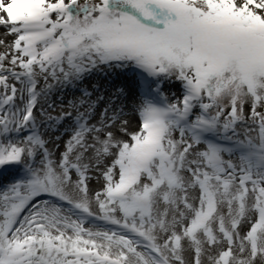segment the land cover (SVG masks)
<instances>
[{
    "label": "snow or ice",
    "instance_id": "6c2138e0",
    "mask_svg": "<svg viewBox=\"0 0 264 264\" xmlns=\"http://www.w3.org/2000/svg\"><path fill=\"white\" fill-rule=\"evenodd\" d=\"M0 12L15 35L0 86L7 93L10 75L28 97L7 111L18 90L0 95V168L26 169L0 192V264H186V250L193 264H264V0H0ZM100 65L146 74L139 129L123 120L120 139L119 117L89 126L80 113L56 162L36 131L37 77L70 84ZM162 80L178 81L182 98L169 102ZM249 101L258 134L241 140ZM27 127L25 139H3ZM106 157L104 189L90 198L87 173ZM89 218L122 231L86 227Z\"/></svg>",
    "mask_w": 264,
    "mask_h": 264
},
{
    "label": "bare ground",
    "instance_id": "6f19581e",
    "mask_svg": "<svg viewBox=\"0 0 264 264\" xmlns=\"http://www.w3.org/2000/svg\"><path fill=\"white\" fill-rule=\"evenodd\" d=\"M8 0H5V3H7ZM0 15L5 16L6 14L3 12H0ZM8 26L6 25H0V29L1 31H3L1 34L3 35V37L6 39V42H12L15 39V35H8L7 29ZM5 66H7V64H5ZM107 66L106 65H100L97 69H95L93 74H89L86 73L84 75V77L80 80H74L72 83H61L56 81H51L49 84L47 85H51V88L49 89L47 87V85H41L38 84L37 85V91L41 92V95L38 97V102L34 108L33 111V116L35 117V121H36V125H37V129H39V134L40 136L48 141L49 143L51 141H53V139H56L57 137H59L60 132H55L53 130V125L55 124L54 120L50 119L48 117V115L45 113H49V111H51V106H57L59 105V103L63 100L64 102H67L71 93V90L76 89L79 84H84L85 82H92L96 77L101 78L102 79V84L100 85V90L98 91V93H102L105 98L103 99V101H101V105H99V107H103L105 104L108 107V112L106 113L108 119L111 121L112 123V117L115 115L117 117H119L115 124H113L116 128H119L121 126V123L123 120H127L128 124H127V129L129 133L132 132H136L139 129L140 126V119H139V114L137 111V108L139 107V105L142 102V97L139 93V83L137 81H135V85L133 83H131L130 81H128L126 79L125 76H127V69H119V68H115L112 67L111 70L113 69V73H115L114 76L111 77V75L109 73H107V75L103 78L102 74H100V71L102 70L103 72H108L107 71ZM135 73L140 74L141 76H146V74L141 73L140 70H136ZM5 75H8V73H4ZM110 79H113V83L110 82ZM163 81V80H162ZM8 85H9V89L7 90V93H5V89L3 88V86H0V95H10L11 91L10 88L11 86H15L17 88V95L16 98L14 100V103L10 106H5L7 111H15L16 109H23L25 103L27 102V93H24V98L21 99V92L20 89L23 87L18 81H16L14 78H12L9 75V79L7 81ZM120 83L121 87L118 89L116 88V84ZM136 86V87H135ZM120 89H123V92L119 91ZM180 93H178L177 95H172L170 97V102H175L178 99H180L179 94L182 95V91L183 89L180 88ZM78 95V93H77ZM113 97H117L118 100L117 102L121 101V103H112L113 101ZM88 105H92L90 102H87L85 104V106ZM64 122H72V119L70 118H66L64 119ZM73 127L71 125L72 128H74L76 130L77 128V121L73 120ZM24 130L22 129L21 131L24 134ZM20 131V132H21ZM19 135V133L16 132H12L9 133L7 137H3V139L7 140V139H11L13 142H19L20 140L25 139L27 136L25 135ZM72 134H74V131L72 132ZM232 134V133H231ZM125 136V135H124ZM63 137H67V139L70 138V134L64 135ZM175 138L179 139V133L177 132L175 134ZM129 139V137H127L125 140ZM70 140V139H69ZM51 158L58 162L60 160V157L55 156L53 154H51ZM43 159V155L41 152H39V150L37 151L36 157L34 162L33 161H29L30 163H33L35 167H40L41 166V161ZM235 163H239L238 159L236 160ZM18 169H22L21 172H17ZM105 169V167L103 169H99L98 171V177L97 180L101 179V185L96 187L94 184V179L90 178V176L88 175L89 179L86 181L87 186L89 191H91L92 193H90V198L95 196V193L97 192H102L103 191V187L105 186V181L103 179L102 176V171ZM1 172H6V173H13L16 172V179L20 180L23 179L26 175V169H25V165L24 164H20L18 166L12 167L10 166L9 168L5 169L0 168V173ZM5 173V174H6ZM72 179L75 181L78 179L77 175L75 174V172L73 171L72 173ZM7 188L1 190V192L5 191ZM198 191V190H197ZM52 199L53 202L57 203L60 201H57L54 198L51 197H43L41 199ZM55 200V201H54ZM62 204H60L62 207H64L65 209H67L69 206L66 204H63V202H60ZM59 204V203H57ZM94 211H97V209L94 207L93 208ZM27 209L25 210V212L23 213V215L27 214ZM95 222L92 224V222ZM243 226H247L250 224L247 223L246 221L243 222ZM86 227H101V228H105V229H114L117 231H122L120 229H118L116 226L114 225H108L105 224L103 221L100 220H95L90 218L89 219V223L85 225ZM126 235L131 236L132 234L130 233H125ZM134 239H139V237H133ZM143 249V248H142ZM144 250V249H143Z\"/></svg>",
    "mask_w": 264,
    "mask_h": 264
},
{
    "label": "rangeland",
    "instance_id": "374dc122",
    "mask_svg": "<svg viewBox=\"0 0 264 264\" xmlns=\"http://www.w3.org/2000/svg\"><path fill=\"white\" fill-rule=\"evenodd\" d=\"M84 0H80V3H83ZM53 18H55L53 16ZM9 27V26H8ZM5 30H8L5 29ZM3 31H1L0 29V40L4 41V44L0 45V53H8V59L5 60L4 62V66L5 64H7V66H5V68H10L12 67V65L9 63L10 59H11V55L14 54V52L12 51V49L9 47L12 42H6V39L3 37V35L1 34ZM107 71L108 72H103L102 70L100 71V74H102V77L104 78L107 73H109L112 76L115 75V73H113V69L111 70V68H109L107 66ZM127 69V76L126 79L128 81H130L131 83H133L134 85L136 84L135 81L138 80V75H136V73H134V71L136 70L135 68L129 67L126 68ZM17 72L21 71L18 67L15 69ZM95 69H93L89 74H93L95 71ZM38 83L37 84H41V85H47L49 84L52 80L56 81L54 79H52L51 76H49L47 78V81H45L43 76H38L37 77ZM81 81V80H80ZM110 82L113 83V79H110ZM102 84V79L96 77L91 83L89 82H85L84 84H79V86L74 89L71 90L69 99L67 102H64L63 100L59 103V105L57 106H51V111H49V113L45 112L48 117L52 120H54L55 124L53 125V130L55 132H60L59 137H57L56 139H53V141H51L49 143V140L46 141V148L49 151L50 154H53L55 156H58L61 158L62 153L66 150V145L69 141V139H71V137L73 136L72 132L75 131L73 127V120L76 121L77 116L80 113H84L87 116V123L89 126H102V124L104 123H109L111 124V121L108 119L106 113L108 112V107L105 104L103 107H99V105H101V101H103V99L105 98V96L102 93H98V91L100 90V85ZM116 88H120L121 84L117 83ZM136 87V86H135ZM180 88L181 85L179 84L178 81H167V80H163L161 83V89H162V93L164 96L167 97L168 101L170 100V97L172 95H177L178 93H180ZM78 93V95H77ZM87 93V95H86ZM180 99L182 98V95L179 94ZM118 98L117 97H113V101L112 103H121V101L117 102ZM87 102H90L92 105H88L85 106V104ZM230 110V109H226V112ZM195 111H199V109H196ZM258 112L264 113V106L258 107L257 108ZM68 113H70V115H67ZM250 113H251V104L250 101L248 103H246L244 105V116H245V120L238 123L236 126V132L238 133V138L243 140L245 138V134H246V130L247 129H255L251 132H247V135L252 136L253 138H255L258 134V124H254L252 122V120L250 119ZM66 118H70L72 119V122L68 123V122H64V119ZM223 119V117H222ZM72 125V127H71ZM26 132H24V136H28L32 134V129L27 127L25 128ZM118 128H116L114 125L112 127V131H114L116 133V135L118 136V138L120 139H126L128 136H124L123 133H120L117 131ZM22 131L19 133V135H22ZM70 134V138L67 139V137H63L64 135ZM103 135V133H101V136ZM229 135H232L231 132H229ZM88 141L89 143L92 142V138L91 135H89L88 137ZM227 142L226 144H229V141H225ZM39 152L42 153V150H39ZM91 155V150L88 153H85V163H88V157ZM36 157V156H35ZM230 157L225 154V159H229ZM231 159L233 160V162H236V160L238 159L235 155L231 157ZM112 161V157H106L103 158L102 163L99 165V167H92L90 166L89 171L87 173V175L90 176V178L94 179V184L96 187L101 185L102 180L99 179L97 180L98 177V171L99 169H103L106 165H109ZM94 163V162H93ZM21 171V169H20ZM16 177L15 176H10V178L5 177L2 179V181H0V192L1 190L8 188L13 182H15ZM104 188V187H103ZM90 193H92L91 191H89V196ZM193 195H197L198 191L194 190ZM53 202V200H51ZM55 201V200H54ZM57 202V201H56ZM226 211V209H225ZM95 222H92V224ZM244 223H242V228L240 229L241 231V235L245 234V232L248 230V228L250 227L249 225L247 226H243ZM138 251H143L140 249H138ZM184 257H185V261L186 264H193L194 261V252H192L191 250H186L184 253ZM203 262L204 264H208L207 261V256L205 255L203 258Z\"/></svg>",
    "mask_w": 264,
    "mask_h": 264
}]
</instances>
